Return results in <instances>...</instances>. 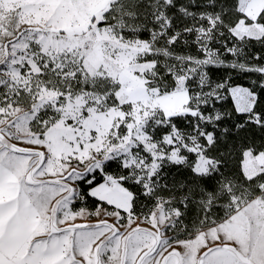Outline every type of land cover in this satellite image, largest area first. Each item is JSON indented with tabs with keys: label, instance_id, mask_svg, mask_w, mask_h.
I'll return each instance as SVG.
<instances>
[{
	"label": "snow or ice",
	"instance_id": "snow-or-ice-1",
	"mask_svg": "<svg viewBox=\"0 0 264 264\" xmlns=\"http://www.w3.org/2000/svg\"><path fill=\"white\" fill-rule=\"evenodd\" d=\"M256 198L264 0H0V264H264Z\"/></svg>",
	"mask_w": 264,
	"mask_h": 264
},
{
	"label": "crops",
	"instance_id": "crops-1",
	"mask_svg": "<svg viewBox=\"0 0 264 264\" xmlns=\"http://www.w3.org/2000/svg\"><path fill=\"white\" fill-rule=\"evenodd\" d=\"M247 171L249 172L250 175H255L256 169L253 167L251 162L247 166ZM255 211H257V214H255L258 215L257 217H254ZM240 218H242V220H245L246 223H248V225H245L243 223L242 226L238 225L237 220H239ZM252 222H255L254 225L250 224ZM262 223H264V203H261L260 199L256 198L251 204H248L247 206H243L237 212L236 216L233 217L232 220L230 221V229H258V225H261Z\"/></svg>",
	"mask_w": 264,
	"mask_h": 264
},
{
	"label": "rangeland",
	"instance_id": "rangeland-1",
	"mask_svg": "<svg viewBox=\"0 0 264 264\" xmlns=\"http://www.w3.org/2000/svg\"><path fill=\"white\" fill-rule=\"evenodd\" d=\"M243 207V206H242ZM241 207V208H242ZM257 214V211L254 212V215ZM258 215H255L254 217H257ZM248 217V216H246ZM239 218V217H237ZM254 221V220H253ZM256 221V220H255ZM249 222V221H248ZM248 225L245 220H242L240 218L237 220L238 225ZM255 222L250 223L251 225H254ZM244 225V226H245ZM250 226V225H249ZM230 234L238 239H242L246 242L248 246H250L255 251L259 252L261 249H264V235H261L260 232H258L257 229H229ZM217 231H221V229H217ZM202 242V238H199ZM194 242H189L188 247L185 249H182V251H187L188 248H193V251H195L193 247ZM231 247H237L236 244H231ZM251 260V256L248 257Z\"/></svg>",
	"mask_w": 264,
	"mask_h": 264
}]
</instances>
